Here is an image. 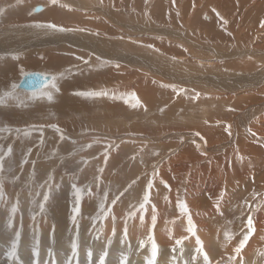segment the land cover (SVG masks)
I'll return each instance as SVG.
<instances>
[{"label":"rangeland","instance_id":"1","mask_svg":"<svg viewBox=\"0 0 264 264\" xmlns=\"http://www.w3.org/2000/svg\"><path fill=\"white\" fill-rule=\"evenodd\" d=\"M94 1L98 6L99 3H111V7H116L112 10L129 9V16L141 15L145 11L151 21H156L155 26L174 30L172 35L184 33L187 41L189 38L203 39V35L212 38L208 28L213 27L222 33L223 38L219 43H237L238 48L243 45L247 48V44L253 42V37L263 38L259 42L264 40V35L260 34L264 31V0H162L160 10L156 8L159 0ZM36 6H42V9L35 12L33 9ZM0 7L5 9L0 13V182L3 184L0 245L7 240L4 243L10 246H0V264H99L105 252L108 254L104 264H120L124 256L127 257L126 264H147L151 254L150 235L159 249L157 264H161V261L167 264H205L203 253H207L211 264H237L238 261L240 264H264V239H260L255 248L249 251L251 255L246 253L252 237L256 235L257 222L264 227V110L254 116L249 115L250 108L264 104V82L239 94H224L208 91L207 88L195 89L166 83L156 75L150 76L147 70L132 65H128V73L120 77L121 71L120 74L114 69L110 70V65L98 62V58L95 59L96 56L86 48L73 49L65 44L74 52L70 50L64 53L65 50H60L58 45L49 44L51 39L41 32V28H34L38 22L60 25L78 31L80 35L83 29L86 36L95 35L97 39L113 44L115 34L111 35L108 25L101 22L104 17L94 9L96 14L92 15H88L91 10L79 11L75 8L76 11L72 8L71 0H56L55 4L52 0H0ZM155 9L157 11L154 12ZM155 13L161 16L155 18ZM95 16L98 18H93ZM167 36L162 33L157 37L166 41ZM128 39H116L121 42L118 46L127 54L148 61L156 54L176 58L186 51L176 40L174 47H169L160 45L157 40L144 42ZM231 39L235 42L228 41ZM253 44L255 46L256 43ZM212 45L211 40L205 46ZM39 52L44 55L55 53L58 58L62 56L65 59L57 58L50 65L45 57H33L34 53ZM67 55L73 57V63H64ZM247 56H238L236 61L232 58V62L218 64L217 67L222 66L225 72L246 75L258 72L257 75H264V65L259 62L246 63ZM93 58L97 62L92 61ZM157 59L161 58L157 56ZM158 63L161 62L157 61L159 66ZM44 71L58 73L55 88L52 82L36 91L17 92V86L25 74ZM128 86L137 87L138 92L132 91L130 96L119 92ZM151 86L159 87L158 92L144 100L143 94H147ZM79 92H103L105 95L75 94ZM47 93H51V100L47 98ZM133 93L142 102L138 107L132 106L135 103ZM227 95H237L239 98L231 99L233 96L228 98ZM142 136L156 140L138 138ZM204 145L220 150L209 156ZM253 147L258 153H254ZM106 150L109 155L105 161L103 153ZM174 157L180 159L173 165L170 160ZM101 168L103 172L98 171ZM50 176L51 183L59 187L50 194L45 213H39L38 207L33 209L37 213L33 221L29 212L33 207L31 200L36 191L42 193L46 190L39 188V185L48 181ZM149 180L152 181L151 189L147 187ZM73 184L82 189L78 214L72 211L76 200L71 187ZM203 186L204 190H201ZM208 187H212L211 193ZM192 192L196 197L191 195ZM145 193L149 195V202L141 213L139 206ZM188 195L194 205H191ZM116 198L118 200L113 204L112 200ZM36 199L41 201L42 195L36 196ZM17 201L19 211L15 214L12 227H7L11 205ZM181 204L186 207V212L181 211ZM153 208L157 216L154 226L152 221L147 222ZM209 210L212 216L204 215ZM201 213L206 216L202 221L211 226V237H216L213 239L215 241L212 240L214 247L211 246L209 251L198 232L197 222ZM161 214H164L167 226L164 223L163 227L158 228ZM168 214L176 215L175 221L169 219ZM73 215L75 222L71 219ZM141 215L144 220L135 225L134 220H139ZM187 216L192 217L195 235L187 230ZM249 218L253 220L255 229L249 243L237 254L234 248L238 246L242 234L248 231ZM182 220L185 223L180 222ZM122 222L124 225L121 227ZM177 224L183 225L184 229H176ZM16 232L20 233L16 255L9 257L7 253L12 250L13 241L17 240ZM160 233L171 236L173 242L161 245L156 238V234ZM215 233L218 235L215 236ZM225 233L230 234L231 238L226 239ZM197 237L201 245L196 244ZM24 239L28 240L31 249H23ZM73 244L76 245L75 249ZM115 244H119L123 252L119 253L120 258L110 259L109 254ZM201 246L203 253L197 252ZM34 249L38 255L34 254ZM61 250L67 254L59 253ZM134 254L139 256L135 262ZM2 259L6 261L2 262Z\"/></svg>","mask_w":264,"mask_h":264},{"label":"bare ground","instance_id":"2","mask_svg":"<svg viewBox=\"0 0 264 264\" xmlns=\"http://www.w3.org/2000/svg\"><path fill=\"white\" fill-rule=\"evenodd\" d=\"M97 1V0H96ZM99 1V0H98ZM115 1V0H114ZM157 1V0H156ZM72 4H73V7L72 8H76L80 11L81 10H84V11H89L88 15L89 14H96L94 11H96L98 14L102 15L104 18L101 19V22H104L108 25V31L112 32L111 35H114L115 34V37L114 38V43L112 44L111 42H103L99 39H97L96 37L94 36H86V32L83 30V31H80L82 34L80 35L79 32H74V31H53V30H50V29H46V28H41V32H44L43 34L44 35H47L51 40H50V43L49 44H52V45H58L60 50H65L64 53L67 51H70L72 50L71 47H68V45H65V44H69L73 47H84L86 48L88 51H90L92 54H94L95 59L96 60H99L98 62H103L104 65L107 64V65H110L112 69L110 70H116V72H119L121 71V75H119L120 77H123L126 72L128 73V65H132V66H135L137 68H140V69H145L147 70L149 73H151L150 76H158L159 78H161L163 80V82H168V83H172V84H181V86L183 87H192V88H195V89H202V88H207L208 91H216V92H219V93H224V94H239L240 91L242 90H246L247 88H252L254 86H257L260 82H264V75H257V73H252V74H240V73H237V72H225V70L217 67L218 64H221L222 63H226V62H232L231 59L234 58V60L236 61L238 56H242L244 54L248 55L247 58H246V63H254V62H259L261 64L264 65V43L261 44V42H264L261 41L259 42L260 38H254L253 39V42L256 43L255 46L252 43H249L247 44V48L243 45L241 47H243V49L241 47L238 48V45L237 43L236 44H232V45H227L228 43H226V41L224 42H220V39L223 38L222 36V33L219 32V31H216V27L214 28H208V30H210V35H212L213 37L212 38H209L207 37L206 35H203V39L197 37V38H189L188 41H187V37L186 35H184V33H181V32H177V33H174L176 35H172V33L174 32V30H169V29H160L159 26H155V22L151 21L150 17L148 15H145V11L141 13V15H138V14H135L133 16H129V12L128 10H125V9H120V10H112L113 7H111V3L106 5V4H100V6H98V4L94 1V0H71ZM103 2V1H102ZM121 2V1H120ZM158 3L156 4V8H159L157 10H160V7L159 5H161L162 3V0H159L157 1ZM138 3V2H137ZM155 3V2H154ZM97 4V5H96ZM139 4V3H138ZM137 4V5H138ZM119 5V4H118ZM130 5V4H129ZM142 5V2L141 4ZM120 6V5H119ZM37 7V6H36ZM42 7V6H41ZM132 7V6H131ZM148 7V6H147ZM168 7V6H167ZM170 7V6H169ZM71 8V7H69ZM68 8V9H69ZM116 8V7H114ZM113 8V9H114ZM136 8V7H135ZM73 9V10H74ZM75 9V10H76ZM94 9V11H93ZM149 9V8H148ZM174 9V8H172ZM34 10V9H33ZM145 10V9H144ZM156 9L154 10L157 11ZM243 10V9H242ZM54 11V10H53ZM77 11V10H76ZM149 11V10H148ZM152 11V10H151ZM44 12V11H43ZM82 12V11H81ZM80 12V14H81ZM159 12V11H158ZM147 14V13H146ZM151 14V13H150ZM156 14V13H155ZM220 14V13H219ZM37 15V13H36ZM144 15V16H143ZM157 17L161 16V14H156L155 15ZM222 17H224L222 15ZM42 18V17H40ZM93 18H96L93 17ZM98 18V17H97ZM96 18V19H97ZM95 19V20H96ZM34 20V18L32 19ZM36 20V19H35ZM99 20V19H98ZM167 20V19H166ZM91 21V20H90ZM100 21V20H99ZM98 21V22H99ZM140 22L142 23L141 25H136V24H140ZM92 23V22H91ZM169 23V22H168ZM34 24V23H33ZM37 24H39L37 22ZM47 24V23H46ZM98 24V23H97ZM28 25V24H27ZM157 25V23H156ZM165 25V24H164ZM33 26V25H32ZM60 26V25H59ZM81 27V25H80ZM79 27V28H80ZM34 28L35 29H38L37 27H35V24H34ZM65 28V27H64ZM87 28V27H86ZM107 28V27H106ZM81 29V28H80ZM103 29V28H102ZM86 30V29H85ZM106 30V29H105ZM76 31V30H75ZM90 31V30H89ZM97 31V30H96ZM93 32V31H92ZM150 32V33H149ZM167 34L168 36V40L166 41H162V40H159L157 36H160V34ZM241 33V32H240ZM97 34V33H96ZM150 34V35H149ZM187 34V33H186ZM196 34V33H195ZM194 34V35H195ZM261 35H264V31H261L260 32ZM226 35V34H225ZM41 37H44L43 35H41ZM118 37V38H117ZM130 40H141V41H144L146 42V40H157L158 42H160V45H163V46H169V47H174V44H176L174 42V40H176L179 44V46H182L183 48H185V53L183 52L178 54V49L177 50V54L178 56L175 58V57H168V56H163L160 54H156V57H150L149 58V61L146 59H142L141 57H137V55H129L127 54V52L120 48L118 45L121 44V42H117L116 39H128ZM228 38V37H227ZM103 39V38H102ZM128 39V40H129ZM212 40V43L213 45L211 47H206L205 45H208V43L211 42ZM263 39V38H261ZM110 40V39H109ZM224 40V39H223ZM6 41L8 42L9 39H6ZM131 41V42H132ZM228 41H232L231 40H228ZM227 41V42H228ZM234 41V40H233ZM232 41V42H233ZM168 42V43H167ZM172 43L173 45H170L169 44ZM235 42V41H234ZM237 42V41H236ZM117 43V44H116ZM123 43V42H122ZM247 43V42H246ZM61 44H64L61 45ZM240 45V44H239ZM246 45V44H245ZM19 46V45H18ZM46 46V45H45ZM45 46L43 48H45ZM253 46V47H252ZM1 48V47H0ZM14 48H19V47H15ZM56 48V49H57ZM83 48V49H84ZM124 48V47H123ZM56 51V50H55ZM74 52V50H72ZM77 51V50H76ZM184 51V50H183ZM3 52V51H2ZM83 52V50H82ZM59 53V52H58ZM72 53V52H71ZM130 53V52H129ZM134 54V51L132 52ZM42 54V52H39V53H34L33 54V57H35V59H41L42 57H45L46 59V62H48L50 64V62H55V60L58 58V55L55 54V53H50V54ZM65 55V54H64ZM157 56L161 59H157ZM91 57V55H90ZM89 57V58H90ZM58 59H65L63 58L62 56H60V58ZM91 60V59H90ZM96 60H94V58L92 59V61H95L97 62ZM233 60V61H234ZM71 61V62H70ZM157 61L158 62H161V63H158L159 66L157 65ZM234 61V62H235ZM73 63L74 62V59L73 57H70L67 55V61H64V63ZM233 62V63H234ZM35 63V61L33 62ZM92 63V62H91ZM165 65H164V64ZM232 63V65H233ZM166 64H169L170 66H166ZM51 65V64H50ZM117 65H119L117 67ZM228 65V64H227ZM98 66V65H97ZM229 66V65H228ZM83 67V66H82ZM108 67V66H107ZM87 67H85L86 69ZM133 68V67H132ZM79 69H82V68H79ZM78 69V70H79ZM84 69V70H85ZM88 69V68H87ZM86 69V70H87ZM109 69V67H108ZM136 69V68H135ZM264 69V68H263ZM48 70V69H46ZM83 70V69H82ZM151 70V71H150ZM153 70V71H152ZM132 71V70H131ZM263 71V70H262ZM44 73V75L46 74V76H49L50 77V80L49 82L46 84H51L52 83V77L56 75H58L57 72H42ZM81 73V72H80ZM100 73V72H99ZM104 73V72H103ZM102 73V74H103ZM78 75V74H77ZM95 76V75H94ZM94 76H87V77H90V78H94ZM104 76V75H103ZM141 76V74H140ZM86 79L88 80L89 78ZM110 78V77H109ZM140 78V77H139ZM155 79V78H154ZM137 80V79H136ZM56 81V80H55ZM92 83V82H91ZM45 85V86H46ZM122 85V84H121ZM124 85V84H123ZM45 86L43 88H45ZM131 86V85H130ZM260 86V85H259ZM134 87V86H133ZM149 87V86H148ZM152 87V86H151ZM182 87V88H183ZM114 88V87H113ZM159 88V87H158ZM158 88L155 86V87H152L151 90L149 92H147V94L144 92V100L145 98L146 99H149V98H152V96L156 95V91L158 92ZM168 88V87H166ZM110 89V88H109ZM108 89V90H109ZM17 92H21L23 90L21 89H18L17 87ZM121 90H123V88H121ZM119 91L120 93H122L123 95H129L130 96V92L132 91H135V92H138L137 91V87L136 88H131V87H127L126 90H123V91ZM254 89H252L253 91ZM251 91V92H252ZM124 92V93H123ZM181 92V91H180ZM249 92V91H248ZM139 94V93H137ZM152 94V95H151ZM212 95V93H211ZM218 95V94H217ZM141 96V95H140ZM222 96V95H221ZM229 96L228 98H230L231 96L233 95H227ZM255 97V96H254ZM235 98H239L237 95H234L233 97H231V99H235ZM249 98V97H248ZM140 101V100H139ZM116 102V101H115ZM141 102V101H140ZM149 102V101H148ZM128 103V102H127ZM142 103V102H141ZM264 103V102H263ZM255 108L253 109H249L250 112H249V115L250 117L251 116H254L256 113H258L260 110L263 111L264 110V104H261V105H255L254 106ZM263 114V113H261ZM249 117V118H250ZM263 118V117H262ZM259 121V120H258ZM263 122V121H262ZM255 123V121H254ZM259 124V123H258ZM242 127V126H241ZM223 129V127H222ZM213 131V130H212ZM219 131V130H218ZM221 131V130H220ZM214 132V131H213ZM204 133V132H203ZM202 135V133H201ZM204 135V134H203ZM251 135V134H250ZM116 136V135H115ZM114 136V137H115ZM158 136V135H157ZM160 136V135H159ZM199 136V135H198ZM261 136V135H259ZM136 137V136H135ZM169 137V136H168ZM197 137V136H196ZM205 137V136H204ZM235 137V136H234ZM258 137V136H257ZM109 138V137H108ZM138 138H143V139H147V140H156L154 138H151V137H147V136H142V137H138ZM151 138V139H150ZM164 138V137H163ZM203 138V136H202ZM208 138V137H206ZM46 139V138H45ZM200 139V138H199ZM205 139V138H204ZM255 139V138H254ZM259 139V138H258ZM98 141V140H97ZM209 142V140H207ZM259 141V140H258ZM236 142V141H235ZM90 144V143H89ZM179 144V143H178ZM194 144V143H193ZM192 144V145H193ZM216 146V145H215ZM236 146V145H235ZM243 146V145H242ZM196 145L193 147L195 149ZM205 147V150L207 152V154L210 156L212 154H214L216 151H219L220 149L217 148V147H208L206 145H204ZM220 147V146H219ZM231 147V146H230ZM238 147V146H237ZM241 146H239L238 148H240ZM260 147V146H259ZM86 148V147H85ZM223 148V147H222ZM238 148H235V150H237ZM244 148V147H243ZM242 148V149H243ZM261 148V147H260ZM118 149V148H117ZM182 149V148H181ZM232 149V148H231ZM254 149V147H253ZM252 149V150H253ZM188 150V149H187ZM186 150V151H187ZM259 150V149H258ZM232 151V150H231ZM241 151V149H240ZM254 153L256 154L257 152V149H254L253 150ZM256 151V152H255ZM263 151V150H262ZM173 152V151H172ZM184 152V151H183ZM193 152V150H192ZM205 152V153H206ZM236 152V151H235ZM244 152V151H243ZM252 152V151H251ZM191 153V152H190ZM237 153H239L237 151ZM242 153V152H241ZM248 153V152H247ZM246 153V154H247ZM253 153V152H252ZM252 153H250L252 155ZM258 153V152H257ZM188 154V153H187ZM193 154V153H192ZM254 154V155H255ZM173 156V155H172ZM186 156V154H185ZM199 156V155H198ZM182 157V156H181ZM197 157V156H196ZM212 157V156H211ZM251 157V156H250ZM257 157V156H256ZM162 158V157H161ZM171 159V158H170ZM178 159L180 158H172L170 161L174 164H177L178 162ZM196 159V158H195ZM184 160V159H183ZM188 160H190V158L188 157ZM252 160V159H250ZM164 161V160H163ZM253 161V160H252ZM187 162V161H186ZM185 162V163H186ZM191 162V161H190ZM248 162V161H247ZM195 163V162H194ZM197 163V162H196ZM195 163V164H196ZM232 163V162H231ZM165 165V163H163ZM183 164V163H182ZM194 164V165H195ZM233 164V163H232ZM180 165V164H179ZM191 165V164H190ZM200 165V164H199ZM198 165V166H199ZM203 165V163H202ZM231 165V164H230ZM163 166V165H162ZM167 166V165H165ZM169 166V164H168ZM176 166V165H175ZM228 166V165H227ZM192 167V166H191ZM232 167V166H231ZM162 168V167H161ZM166 168V167H165ZM182 168V167H181ZM194 168V167H193ZM196 168V167H195ZM200 168V167H199ZM206 168V167H205ZM111 169V168H110ZM207 169V168H206ZM188 170V169H187ZM227 171V170H226ZM158 172V171H157ZM258 173H260L259 171H257ZM115 176V175H114ZM72 177V176H71ZM161 177V176H160ZM212 177V176H211ZM224 177V176H223ZM73 178V177H72ZM174 178V177H173ZM157 179V178H156ZM162 179V178H161ZM250 179V178H249ZM177 180V179H176ZM159 181V179H158ZM214 181V180H213ZM202 182V180H201ZM172 183V182H171ZM226 187V186H225ZM263 187V186H262ZM195 188V187H194ZM199 188V187H198ZM204 186L202 187L201 190H204L203 189ZM197 189V188H196ZM200 189V188H199ZM198 189V191H199ZM209 189V192L211 193V189L212 187H208ZM220 189V188H219ZM238 189V188H237ZM87 191V190H86ZM190 191V190H189ZM89 192V191H88ZM125 192V191H124ZM196 192V190L194 191ZM192 192L191 195L193 197H196L195 196V193ZM223 192V191H222ZM67 193V192H66ZM171 193V192H170ZM202 194V193H201ZM197 195V194H196ZM200 195V194H199ZM176 196V195H175ZM175 198V197H174ZM177 198V197H176ZM175 198V199H176ZM188 198H189V201L192 203L191 205H194V203L192 202V198L188 195ZM191 198V199H190ZM176 201V200H175ZM178 202V201H177ZM199 202V201H198ZM160 203V202H159ZM168 203V202H167ZM216 203V202H215ZM166 204V203H164ZM169 204V203H168ZM171 204V203H170ZM177 204V203H176ZM161 206V204H160ZM158 206V207H160ZM164 206V205H163ZM176 206V205H175ZM156 207V206H155ZM215 207V206H214ZM171 208V206H170ZM169 208V209H170ZM159 209V208H158ZM168 209V208H167ZM176 209V208H175ZM160 211V210H159ZM230 211V210H229ZM162 212V211H161ZM166 212V211H165ZM66 213V212H65ZM173 214V213H172ZM172 214H168L169 216V219H176L177 217H175L176 215H172ZM175 214V212H174ZM197 215V214H196ZM195 215V217H196ZM204 215H209V216H212V212L211 210L205 212ZM203 213H201V217H198V222H197V225H198V232L200 235H202V237L204 238L205 240V246L207 248V250L209 251L211 246H213L215 240L214 237L212 238L211 236L213 235V232H212V229H211V226H209L207 223H205V221H202L206 216H204ZM191 216V215H190ZM194 216V215H193ZM199 216V214L197 215ZM189 217V216H187ZM186 218V217H185ZM184 218V219H185ZM192 218V217H191ZM18 219V218H17ZM189 219V218H187ZM200 219V220H199ZM45 220V219H44ZM159 226L158 228H161L163 227L162 225L165 223V218H164V214H161L159 215ZM169 220V221H171ZM194 220V219H193ZM221 220V219H220ZM139 220H134V224L135 225H138ZM175 221V220H174ZM178 221V220H177ZM255 221V220H254ZM263 221V220H262ZM15 222V221H14ZM17 222V221H16ZM15 222V224H17ZM147 222L150 223L151 222V218L149 217V219H147ZM180 222H184L185 223V220L183 221H180ZM62 223V222H61ZM65 223V222H64ZM173 223V222H172ZM256 223V221H255ZM254 223V224H255ZM20 224V223H19ZM42 224V222H41ZM121 227L124 225V222L120 223ZM171 224V223H169ZM183 224V223H182ZM213 224V223H212ZM217 224V223H216ZM258 229L256 230V235L254 237H252L251 239V243H249L248 245V248L246 250V253H249V251H251V249L255 248V244L260 241V239H264V227H262V225L260 224V222L258 223ZM33 225V224H32ZM166 225V223H165ZM185 225V224H183ZM183 225H180V224H177V226L175 227L176 229H184ZM214 225V224H213ZM212 225V226H213ZM68 226V225H67ZM119 226V227H120ZM167 226V225H166ZM173 226V225H171ZM109 227V226H108ZM107 227V228H108ZM131 227V226H130ZM165 227V226H164ZM186 227V226H185ZM214 227V226H213ZM212 227V228H213ZM18 228V227H17ZM30 228V227H29ZM219 228V226H218ZM138 229V228H137ZM145 229V228H144ZM143 229V230H144ZM147 229V228H146ZM163 229V228H162ZM161 229V230H162ZM187 229V227H186ZM255 229V228H254ZM63 230V229H62ZM164 230V229H163ZM170 230V229H169ZM175 230V229H174ZM218 230V229H217ZM216 230V233L218 232ZM47 231V230H46ZM83 231V230H82ZM196 231V230H195ZM64 232V231H63ZM134 232V230H133ZM148 232V231H147ZM178 232V231H177ZM237 232V231H236ZM48 233V232H47ZM107 233V232H106ZM137 233V232H136ZM169 233V232H168ZM215 233V234H216ZM134 234V233H133ZM219 234V232H218ZM218 234H216L215 236H217ZM171 235V234H170ZM221 235V234H219ZM254 235V234H253ZM78 236V235H77ZM134 236V235H133ZM132 236V237H133ZM210 239H209V237ZM131 237V238H132ZM200 237V236H199ZM263 237V238H262ZM129 238V237H128ZM134 239H136L135 237H133ZM132 238V239H133ZM156 238H157V241H159V243L163 246H166L167 244L170 243V241L173 242V238L171 239V236H168L167 234L165 233H160V234H156ZM219 238V237H218ZM133 239V240H134ZM213 240V241H212ZM229 241V240H228ZM4 242H7V240H4ZM3 242V243H4ZM264 242V241H263ZM1 243L0 246L2 247H5V248H10V246H6V244L4 243ZM45 243V242H44ZM216 243V242H215ZM226 243V242H225ZM227 244V243H226ZM225 244V246H226ZM263 244V243H262ZM261 244V245H262ZM191 245V244H190ZM227 246H229L227 244ZM259 246V245H258ZM22 247L23 249H26V248H30V245L28 243V240L27 239H24L23 241V244H22ZM192 247V246H191ZM214 247V246H213ZM223 247V246H222ZM262 247V246H261ZM224 248V247H223ZM226 248V247H225ZM224 248V249H225ZM234 248V247H233ZM31 249V248H30ZM190 249V248H189ZM222 249V250H224ZM257 249V248H256ZM235 250V248H234ZM227 251V249H226ZM263 251V250H262ZM52 252V251H51ZM59 253H64V255L67 254L66 251L64 250H61V251H58ZM123 250L121 248V246L119 244H115L114 246V249L111 250L110 254H109V258L110 259H113V258H120L119 256V253H122ZM183 252V251H182ZM56 253V252H55ZM188 253V252H187ZM226 253V252H225ZM234 253V252H233ZM253 253V252H252ZM224 254V253H223ZM231 254V253H230ZM250 254V253H249ZM248 254V255H249ZM133 254H131L132 256ZM227 255V254H225ZM245 255V254H244ZM251 255V254H250ZM134 262H135V259L138 260L137 258L139 257L138 254L135 255L134 254ZM231 256V255H230ZM167 257V256H166ZM229 257V256H228ZM250 257V256H249ZM248 257V258H249ZM165 258V257H164ZM190 257H188L189 259ZM240 258V257H239ZM242 258V257H241ZM141 259V258H140ZM162 259V257H161ZM130 260V259H129ZM143 260V259H142ZM145 260V259H144ZM166 260V259H165ZM169 260V259H168ZM6 260L5 259H2V262H5ZM230 261V260H229ZM249 261V260H248ZM144 262V261H143ZM217 262V261H216ZM3 264V263H2ZM145 264V263H144ZM167 264V263H166ZM233 264H235V262H233Z\"/></svg>","mask_w":264,"mask_h":264},{"label":"snow or ice","instance_id":"3","mask_svg":"<svg viewBox=\"0 0 264 264\" xmlns=\"http://www.w3.org/2000/svg\"><path fill=\"white\" fill-rule=\"evenodd\" d=\"M52 3L55 4L56 3V0H52ZM4 7H0V13H3L4 12ZM262 26H264V21H262ZM35 27H38V28H46V29H50V30H53V31H71V29H65L61 26H57L56 24H36ZM81 31H83V29H81ZM149 47H151V45H149ZM119 65H117L118 67ZM55 80H56V77L53 76L52 77V87L55 88L56 85H55ZM77 95H83V96H96V95H105V93L103 92H100V93H97V92H79V93H75ZM6 95H8V93H6ZM47 98L49 100L52 99V95L51 93H47ZM132 98L135 99V103L132 105L133 107H138L140 105V101L138 99L135 98V94L133 93L132 94ZM197 135H199V133H197ZM61 139H64L63 136H61ZM42 142V141H41ZM104 157H105V161L107 160V157L109 155L108 151L106 150L104 153H103ZM35 163V162H33ZM0 168H2V164H0ZM99 172H103V169H98ZM153 175L155 176V172L153 173ZM51 176L49 177V180L46 181L44 184L42 185H39V188L41 189H46L45 191H43L42 193L39 192V191H36L35 192V195L33 196L32 200H31V204H32V208L29 209V212L31 213V218L33 219V221H35V218H36V215L37 213L34 212V208H39V213H45L46 212V202L49 201V198H50V194L54 193L55 189L57 187H59L58 184H54V183H51ZM94 182H95V178H94ZM72 189L74 191V194H75V197H76V200H75V207L72 209L73 213H76L78 214L80 212V203H81V196H82V189L80 187H78L76 184H73L72 186ZM147 187L149 189H151L152 187V181L149 180L148 181V184H147ZM90 194V192H89ZM42 195V200L41 201H38L36 199V196H41ZM107 194L105 193V196ZM223 195V194H221ZM0 198H3V184L2 182H0ZM118 198L116 199H113L112 200V203L115 204L117 202ZM149 202V195L147 193L144 194L143 196V202L140 203V206H139V209H140V212L143 213L145 210H146V205L148 204ZM101 207H103V203H101L100 205ZM219 206V205H218ZM180 208H181V211H187L186 207L181 204L180 205ZM19 211V201H17L16 203H13L11 205V208H10V213L11 215H9V218H8V222H7V227H12V224H13V220L15 218V214ZM255 211V210H253ZM71 219L75 222V215H73L71 217ZM140 220L143 221L144 220V216L141 215L140 216ZM156 220H157V216H156V213H155V209L153 208V212H152V215H151V221H152V225L154 226L155 223H156ZM188 232L192 233L193 235H195V232H194V226H193V223H192V220L191 218L189 217L188 219ZM143 226V225H141ZM247 228H248V231L243 233L242 234V238L239 240V244L238 246L235 248V252L237 254L241 253V250L244 248V246L246 245V243L248 242L249 238H250V235L252 234V231L254 230V226H253V220L251 218L248 219L247 221ZM19 235L20 233L19 232H16V237H17V240H14L13 243H12V250L9 251L7 253V255L9 257H13L16 255V247H17V241H18V238H19ZM225 237L226 239H230V234L228 233H225ZM149 239L152 241L151 243V254H150V259L147 260V264H157V257H158V252H159V249H158V245L155 241V239L153 238V236H149ZM196 244L197 245H201V241L200 239L197 237L196 239ZM73 249L76 248V245L73 244L72 245ZM197 252H200V253H203V247H199L197 249ZM34 254L35 255H38V252L35 251L34 249ZM51 255V250H50V253ZM108 253L105 252L104 255H102L100 257V261H99V264H104V258L105 256L107 255ZM203 259H204V262L205 264H211V260L209 259L207 253H203ZM126 261H127V257L124 256L121 258V261H120V264H126ZM161 264H166L165 261H161ZM237 264H240V262L238 261Z\"/></svg>","mask_w":264,"mask_h":264},{"label":"water","instance_id":"4","mask_svg":"<svg viewBox=\"0 0 264 264\" xmlns=\"http://www.w3.org/2000/svg\"><path fill=\"white\" fill-rule=\"evenodd\" d=\"M42 9L41 6L35 7V12ZM50 80L49 76L44 75L41 72H30L25 74L18 84V89L25 91H36L42 89Z\"/></svg>","mask_w":264,"mask_h":264}]
</instances>
